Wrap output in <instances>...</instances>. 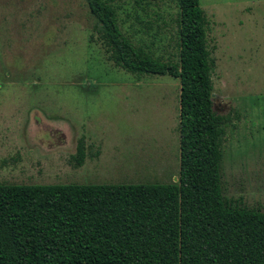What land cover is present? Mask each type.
Instances as JSON below:
<instances>
[{
    "label": "rangeland",
    "instance_id": "374dc122",
    "mask_svg": "<svg viewBox=\"0 0 264 264\" xmlns=\"http://www.w3.org/2000/svg\"><path fill=\"white\" fill-rule=\"evenodd\" d=\"M229 116L222 193L264 212V0H199ZM122 33L178 59L175 0H114ZM84 0H0V184H167L179 176V79L107 60ZM80 138L85 161L74 166Z\"/></svg>",
    "mask_w": 264,
    "mask_h": 264
},
{
    "label": "trees",
    "instance_id": "16d2710c",
    "mask_svg": "<svg viewBox=\"0 0 264 264\" xmlns=\"http://www.w3.org/2000/svg\"><path fill=\"white\" fill-rule=\"evenodd\" d=\"M113 1L84 0L107 60L138 78L179 79L178 181L0 184V264H264V212L222 193V141L231 119L214 110L215 60L199 0H175L176 62L135 46L119 28ZM85 156L80 138L74 166Z\"/></svg>",
    "mask_w": 264,
    "mask_h": 264
}]
</instances>
